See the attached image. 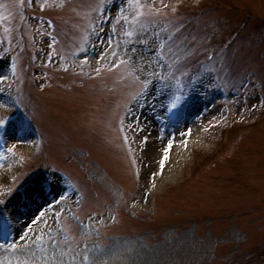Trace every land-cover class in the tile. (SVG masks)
<instances>
[{
	"label": "rangeland",
	"instance_id": "1",
	"mask_svg": "<svg viewBox=\"0 0 264 264\" xmlns=\"http://www.w3.org/2000/svg\"><path fill=\"white\" fill-rule=\"evenodd\" d=\"M101 1L28 0L26 16L23 0H0V118L18 104L31 118L13 122L0 148V219L14 235L21 225L25 237L0 249V264H264V0ZM91 21L96 31L86 43ZM241 23L221 61L192 79L179 71L167 85L185 96L170 122L157 82L159 45L179 70L186 57L197 67ZM180 35L188 48L179 53ZM213 64L222 67V85L205 73ZM232 81L244 97H221L209 111ZM124 119L139 170L123 145ZM37 132L43 151L31 156ZM153 134L161 144L152 161ZM21 154H29L26 164ZM58 169L82 189L79 204ZM58 195L68 196L81 223L61 211Z\"/></svg>",
	"mask_w": 264,
	"mask_h": 264
},
{
	"label": "bare ground",
	"instance_id": "2",
	"mask_svg": "<svg viewBox=\"0 0 264 264\" xmlns=\"http://www.w3.org/2000/svg\"><path fill=\"white\" fill-rule=\"evenodd\" d=\"M160 144L161 143H160V140H159V136L157 134H153V136L151 137V140H150L148 153H147L149 159H151L152 161L155 160L158 157V154L160 153ZM161 156H162V154H161ZM20 226L21 225H18V227L15 229L16 230V234H17L16 235L17 239L18 238L21 239V237L23 236V233L20 230Z\"/></svg>",
	"mask_w": 264,
	"mask_h": 264
},
{
	"label": "snow or ice",
	"instance_id": "3",
	"mask_svg": "<svg viewBox=\"0 0 264 264\" xmlns=\"http://www.w3.org/2000/svg\"><path fill=\"white\" fill-rule=\"evenodd\" d=\"M140 7L143 8L144 5H140ZM121 11H123V9H121ZM157 11H158V10H157ZM142 14H143L142 12H137V13H136L137 16H141ZM128 35H132V33L129 32ZM164 47H165V44H164V43H161V44L159 45V48H160L161 50H163ZM160 54L163 55V51H161ZM85 59H87V57H85ZM101 59H103V57H101ZM159 67L163 68L164 65L161 64V65H159ZM160 78H161V79H164V77H160ZM148 84H149V81H147V80L144 81V87H145V88L148 86ZM179 99H180V97L177 96L176 99L172 102V105H171V106H172L173 108L176 107V102H177ZM3 123H6V121L0 119V124H3ZM62 199H63V197H62ZM42 215H43V213H41V216H42ZM38 219H39V217H38ZM33 223H35V221H33ZM21 239L23 240V239H25V237L22 236ZM53 243H55V241H53ZM11 247L15 248L16 245L13 244V245H11ZM73 259H74V257H73ZM85 259H87V257H85Z\"/></svg>",
	"mask_w": 264,
	"mask_h": 264
}]
</instances>
